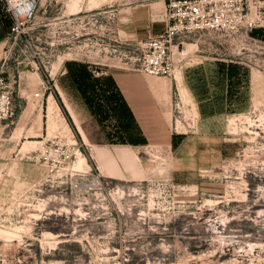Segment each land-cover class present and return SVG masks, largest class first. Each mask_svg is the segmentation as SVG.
I'll return each instance as SVG.
<instances>
[{
    "label": "rangeland",
    "instance_id": "374dc122",
    "mask_svg": "<svg viewBox=\"0 0 264 264\" xmlns=\"http://www.w3.org/2000/svg\"><path fill=\"white\" fill-rule=\"evenodd\" d=\"M169 1L37 0L13 43L0 0V61L7 57L17 81L32 88L36 64L52 88L69 63L84 68L95 88L81 93L117 142L120 121L107 104L113 90L101 81L106 75L92 71L129 69L141 44L166 28ZM261 28L249 36L205 33L186 42L185 55H175L181 91L174 95V123L186 140L173 155L142 154L143 180L100 178L87 169V158L78 166L84 150L57 133L29 137L20 164L10 157L19 135L9 137L19 121L34 124V114L18 108L12 122L0 123V264H264ZM65 80L64 87L72 86ZM194 91L201 111L216 113L198 126ZM49 141L60 163L39 160Z\"/></svg>",
    "mask_w": 264,
    "mask_h": 264
},
{
    "label": "crops",
    "instance_id": "0c3cea01",
    "mask_svg": "<svg viewBox=\"0 0 264 264\" xmlns=\"http://www.w3.org/2000/svg\"><path fill=\"white\" fill-rule=\"evenodd\" d=\"M256 36L264 41V27L256 31ZM68 68L70 71L65 67L53 88L52 80L35 70L31 74L38 80L37 87L32 88L22 81L18 82V108H21L23 114H34V124L29 121L23 124L19 121L18 126L11 131L9 140H15V134L19 136L18 144L10 157L18 158L21 164L24 157L21 151L29 137L41 138L57 133L69 142L80 145L87 158V169L94 171L100 178L135 182L143 180L148 173L142 154L173 155L182 148L186 138L177 130L173 115L174 95H180L181 91L178 90L177 71L170 79L153 77L132 69L113 68L105 71L106 77L101 81L113 90V96L107 100L108 106L113 103V107H109L108 111H114L115 118L120 121L117 129L122 139L114 142L98 119L101 116L93 111L91 99H86L81 93L82 90H94L95 82L89 80L86 70H81L75 63H69ZM11 70L10 68L9 71ZM23 74L26 75L25 72ZM66 77L72 82V86L68 88L63 85ZM180 77L187 92L191 94L188 80L185 81L182 73ZM42 85L49 89L41 90ZM36 92H40V97H34ZM194 94L198 115L196 126L199 121H212L216 113L202 112L203 101L198 100L197 91ZM59 99L69 114L75 131L68 123ZM206 101L215 102L211 99ZM114 107L117 108V113L113 110ZM123 114L126 116L125 120L120 118ZM30 132L35 135H29Z\"/></svg>",
    "mask_w": 264,
    "mask_h": 264
},
{
    "label": "built area",
    "instance_id": "2783aa9c",
    "mask_svg": "<svg viewBox=\"0 0 264 264\" xmlns=\"http://www.w3.org/2000/svg\"><path fill=\"white\" fill-rule=\"evenodd\" d=\"M37 0H35L36 4ZM6 12L11 21L10 37L13 43L23 37L24 26L35 15L14 17L5 0ZM168 23L162 33L148 38L141 44V55L130 58V68L151 76L173 77L176 71L175 55H185L188 40L205 33L245 34L249 36L254 29L264 27V0H170L167 6ZM36 55V54H35ZM36 63V57L33 56ZM9 59L0 61V123L12 122L17 114V76L9 71ZM35 71H39L36 64ZM94 77L106 75L103 70L92 71ZM18 74V73H17ZM42 85L41 90H48ZM40 97V92L34 94ZM42 146L39 160L48 164L60 163L62 156L54 141ZM61 156V157H60Z\"/></svg>",
    "mask_w": 264,
    "mask_h": 264
},
{
    "label": "clouds",
    "instance_id": "9594fccd",
    "mask_svg": "<svg viewBox=\"0 0 264 264\" xmlns=\"http://www.w3.org/2000/svg\"><path fill=\"white\" fill-rule=\"evenodd\" d=\"M9 10L14 17L31 16L35 9V0H8Z\"/></svg>",
    "mask_w": 264,
    "mask_h": 264
},
{
    "label": "trees",
    "instance_id": "16d2710c",
    "mask_svg": "<svg viewBox=\"0 0 264 264\" xmlns=\"http://www.w3.org/2000/svg\"><path fill=\"white\" fill-rule=\"evenodd\" d=\"M9 24H11V23L9 22ZM232 67L233 66L229 65L228 68H227V70H228V80L232 79L233 78V75H234L233 74V71H232ZM59 104H60V107L63 109V112H64V114H65V116L67 118L68 123L70 124V126L72 127V129L75 131L76 128H75V126H74V124H73V122H72L69 114L65 110V108H64V106H63V104H62V102H61L60 99H59Z\"/></svg>",
    "mask_w": 264,
    "mask_h": 264
},
{
    "label": "bare ground",
    "instance_id": "6f19581e",
    "mask_svg": "<svg viewBox=\"0 0 264 264\" xmlns=\"http://www.w3.org/2000/svg\"><path fill=\"white\" fill-rule=\"evenodd\" d=\"M176 72V71H175ZM175 76V75H174ZM173 76V77H174ZM172 78V77H171ZM259 78V77H258ZM258 81V80H257ZM257 83V82H256ZM259 85V84H257ZM77 158H78V161H77V164L78 166H81V164L86 160V157L83 156V154L81 152L78 151V155H77ZM37 216V215H36Z\"/></svg>",
    "mask_w": 264,
    "mask_h": 264
}]
</instances>
